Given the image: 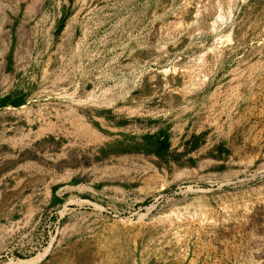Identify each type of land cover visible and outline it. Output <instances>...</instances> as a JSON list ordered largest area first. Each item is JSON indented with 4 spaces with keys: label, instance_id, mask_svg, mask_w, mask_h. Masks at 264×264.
<instances>
[{
    "label": "rangeland",
    "instance_id": "rangeland-1",
    "mask_svg": "<svg viewBox=\"0 0 264 264\" xmlns=\"http://www.w3.org/2000/svg\"><path fill=\"white\" fill-rule=\"evenodd\" d=\"M0 264H264V0H0Z\"/></svg>",
    "mask_w": 264,
    "mask_h": 264
},
{
    "label": "bare ground",
    "instance_id": "bare-ground-1",
    "mask_svg": "<svg viewBox=\"0 0 264 264\" xmlns=\"http://www.w3.org/2000/svg\"><path fill=\"white\" fill-rule=\"evenodd\" d=\"M82 126V125H81Z\"/></svg>",
    "mask_w": 264,
    "mask_h": 264
}]
</instances>
